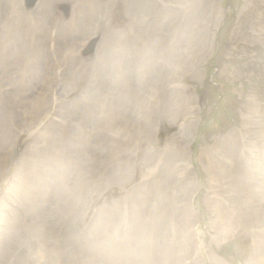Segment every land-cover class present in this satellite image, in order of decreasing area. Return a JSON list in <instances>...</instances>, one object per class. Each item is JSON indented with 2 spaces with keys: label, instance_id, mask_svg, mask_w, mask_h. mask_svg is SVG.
<instances>
[{
  "label": "rangeland",
  "instance_id": "374dc122",
  "mask_svg": "<svg viewBox=\"0 0 264 264\" xmlns=\"http://www.w3.org/2000/svg\"><path fill=\"white\" fill-rule=\"evenodd\" d=\"M203 1L3 5L2 264H264V0Z\"/></svg>",
  "mask_w": 264,
  "mask_h": 264
},
{
  "label": "bare ground",
  "instance_id": "6f19581e",
  "mask_svg": "<svg viewBox=\"0 0 264 264\" xmlns=\"http://www.w3.org/2000/svg\"><path fill=\"white\" fill-rule=\"evenodd\" d=\"M45 1H47V0H38L37 2V4H35V7L33 8L34 10H33V12L34 13H36V11L38 10V9H40V8H42V7H44L45 6ZM205 2H207V3H211V4H214V3H216V8H217V10H218V12H219V17L216 19V23H215V26H214V28H216L217 27V25H218V21L221 19V17H222V15H223V10L219 7V5H218V2H219V0H205ZM120 3V2H119ZM184 3V2H183ZM12 5V6H15V7H17V8H19L20 10H22V11H25V8H24V4H23V2H22V0H0V17L3 15V13H4V11H3V5H4V8H5V5ZM123 4H125V3H123ZM204 4V1L203 0H194V11L196 10V8H197V14H195L197 17H198V15L200 14V12H202V8H203V5ZM116 5V4H115ZM118 5V4H117ZM208 5V4H207ZM55 6V5H54ZM46 7V6H45ZM189 7V6H188ZM115 8V7H114ZM124 9H126L125 7H124ZM206 9V8H205ZM32 10V9H31ZM14 11V10H13ZM193 11V10H192ZM206 12V11H205ZM21 13V12H20ZM27 13V12H26ZM53 13V12H52ZM213 13V12H212ZM54 14V13H53ZM176 14L177 13H173V15L172 16H169L167 19H171V20H174V19H177V16H176ZM205 14V13H204ZM216 14V13H215ZM17 15V14H16ZM56 15V14H55ZM4 16H5V14H4ZM35 16V15H34ZM48 16V15H47ZM206 16V15H205ZM213 16H215V15H213ZM19 17V16H18ZM57 17V16H56ZM3 18V17H2ZM21 18V17H20ZM24 18V17H23ZM182 18L184 19V20H189L190 19V17H189V15L186 17V16H184V15H182ZM213 18V17H212ZM58 19V18H57ZM215 19V18H214ZM20 21H21V19H19ZM44 20H45V18H44ZM48 21V20H47ZM35 22V21H34ZM207 22V21H206ZM7 23V22H6ZM8 24V23H7ZM23 24V23H22ZM25 24H26V22H25ZM212 24V23H211ZM213 24H214V22H213ZM4 25V24H3ZM10 25V24H9ZM20 25H21V23H20ZM17 26V25H16ZM22 26V25H21ZM9 27V26H8ZM26 27V26H25ZM208 27V26H207ZM206 27V28H207ZM6 28H7V26H6ZM122 28V27H121ZM1 29V28H0ZM11 29V28H10ZM179 29V28H178ZM6 30V29H5ZM180 30H181V28L179 29V32H180ZM27 31V30H26ZM114 31V30H113ZM2 32V31H1ZM204 33V32H203ZM208 33V32H207ZM4 34V33H3ZM22 35V34H21ZM211 35H214V29L212 30V32H211ZM1 36H2V34H1ZM3 37V36H2ZM8 37V36H7ZM197 37V36H196ZM257 38V37H256ZM255 38V36H252V35H249V37H248V41L250 42V43H256L257 44V42H258V39H256ZM9 39H10V37H9ZM1 40V39H0ZM25 40V39H24ZM3 41V40H2ZM7 43V42H6ZM28 45V44H27ZM198 45V44H197ZM21 46V45H20ZM27 47V46H26ZM209 47V46H208ZM187 49V48H186ZM209 49V48H208ZM189 50V49H188ZM210 50V49H209ZM24 51V50H23ZM130 51V50H129ZM128 51V52H129ZM198 51V50H197ZM132 52V51H131ZM134 52V51H133ZM186 54V53H185ZM187 55V54H186ZM196 60V59H195ZM8 61V60H7ZM23 61V60H22ZM5 62H6V60H5ZM9 62V61H8ZM27 62V61H26ZM7 63V62H6ZM192 63V62H191ZM201 63V62H200ZM9 64V63H8ZM1 66V65H0ZM3 66V65H2ZM194 69V68H193ZM6 71V70H5ZM137 72V71H136ZM193 72V71H192ZM230 74V73H229ZM5 76V75H4ZM253 76V75H252ZM251 78V77H250ZM24 80V79H23ZM173 80V79H172ZM17 81L18 80H15L14 82H13V84L10 86V88L12 89H14L15 88V86H16V83H17ZM25 81V80H24ZM46 81V80H45ZM179 85V84H178ZM177 87V86H176ZM175 87V88H176ZM182 87V86H181ZM184 87V86H183ZM180 89V88H179ZM24 90V89H23ZM14 91H18V90H14ZM171 92V91H170ZM173 92H175V91H172V93ZM30 93V92H29ZM26 95V94H25ZM252 97H255L256 98V96H254V95H251ZM5 99H7L8 100V102L5 100ZM16 98L14 97V98H12L10 95L8 96H4V97H2V101H3V103L5 104V106L6 105H8V104H10L11 103V101L12 100H15ZM250 101V100H249ZM248 104V103H247ZM254 104V103H253ZM251 105V104H250ZM254 106V105H253ZM7 107V106H6ZM247 108H248V106H247ZM12 112H14V110L13 109H11V108H9ZM259 110V109H258ZM191 114V113H190ZM185 117V116H184ZM15 120V119H14ZM49 120V119H48ZM24 121H26V120H24ZM47 123V122H46ZM14 127V126H13ZM51 127H52V125H51ZM8 129H9V127H7V128H5V133L3 132L2 134L0 133V179L2 178V177H4V174H5V169L6 168H8V167H6V156L8 155V154H10L11 152H13V150H14V148L16 147H14V144H15V142L17 141V139L19 138L18 136H17V138H7V137H5L4 135H6V131L8 132ZM57 130V129H56ZM10 131V130H9ZM187 131H181L180 130V133H178V135L180 136V134L182 135V133L184 134V133H186ZM10 135H11V133H10ZM178 136V137H179ZM175 137V136H174ZM180 138H181V136H180ZM179 138V139H180ZM184 138V137H183ZM179 141V140H178ZM175 142V141H174ZM182 144V143H181ZM75 152H74V154L75 153H78L79 154V159H80V165H79V167H81V166H83L84 164H85V161H84V159L85 158H83L82 156H84V153H85V151L84 150H79V151H77L76 152V150H74ZM70 152H71V148H70ZM180 152V151H179ZM14 153V152H13ZM67 153V152H66ZM172 153V152H171ZM29 154V153H28ZM27 154V155H28ZM24 155H25V151H24V153H23V155H22V158L20 159V162H19V166L20 165H23L24 164ZM76 155V154H75ZM173 155V154H172ZM185 157V156H184ZM187 157V156H186ZM18 160V159H17ZM56 161V160H55ZM180 161H181V157H180ZM10 164V163H9ZM76 164V163H75ZM78 164V163H77ZM184 167V166H183ZM30 168V167H29ZM185 169V168H184ZM191 167L189 166L188 168H187V171L188 170H190L191 171ZM185 172V171H184ZM192 176H193V174H191ZM17 176V175H16ZM30 176V175H29ZM84 176V175H83ZM20 178V177H19ZM59 178V177H58ZM196 178V177H195ZM16 180V179H15ZM177 180V179H176ZM193 181L195 182V180H194V176H193ZM21 183V182H20ZM29 183V182H28ZM193 183V182H192ZM2 184V183H1ZM26 184V183H25ZM24 184V185H25ZM45 184V183H44ZM64 184H67V185H69V186H74V183H71L70 181H68L67 180V182H65ZM63 184V185H64ZM10 185V184H9ZM30 185V184H29ZM53 185H54V181H53ZM55 185H56V183H55ZM8 186V185H7ZM11 186V185H10ZM12 186H13V184H12ZM19 186V185H18ZM26 186V185H25ZM189 186V185H188ZM187 186V183H186V186H185V189H184V197L183 198H185V196H186V193H187V203L189 204V206L190 207H194L193 206V197H194V193H191V192H193L194 190H193V188L194 187H192V184H191V186L190 187H188ZM194 186H196V184H194ZM63 189V188H62ZM65 189L67 190L68 189V187L66 186L65 187ZM72 189H73V187H72ZM30 190V189H29ZM53 190H55V189H53ZM193 190V191H192ZM196 190V189H195ZM9 191H10V189H9ZM30 192V191H29ZM53 192V194H50V196H49V193L47 192L46 194L48 195V197L49 198H42L41 200L39 199L36 203H34L32 206H34L35 207V209H36V211H39V210H45V211H47L48 209H49V206H50V202L52 203V206H53V204L55 203V200H53V199H55V197H56V194L58 193V191H52ZM10 193V192H9ZM13 198V197H12ZM70 198H73L71 195H70ZM14 199V198H13ZM19 200V199H18ZM73 201V200H72ZM5 203V202H4ZM4 206V205H3ZM1 207V206H0ZM6 207V206H5ZM7 208V207H6ZM6 210V209H5ZM3 213L6 215V216H4V222L6 221V219H7V217H9L10 216V211H8V213H6V212H4L3 211ZM169 217V216H168ZM17 229H22L21 228V226L18 228V226H15L14 228H13V232L9 235V234H7L3 239H1L0 238V264H2V262H3V258H4V249H5V247H3V245L5 246L6 244H7V241H5L4 239L5 238H12L14 235H15V233H16V230ZM196 231H198V229L196 230ZM196 231H194L193 230V233H195ZM163 237H164V232H163ZM36 237H34V238H29V236L27 237V236H25V234H24V241H22V242H24V243H27V244H29V245H31L32 247H33V242L34 241H36ZM165 239V238H164ZM23 243V244H24ZM181 246V249H180V252H181V250L182 249H184V247L185 246H182V245H180ZM191 246V245H190ZM170 247V246H169ZM9 249H11L14 253H16V254H19V253H21V252H18V246H17V244H13V243H10L9 244ZM169 249V248H168ZM172 250V249H171ZM208 250L209 251H211L210 250V248L208 247ZM193 251V250H192ZM198 252V251H197ZM197 252H196V255H197ZM211 252H213V251H211ZM215 252V251H214ZM199 253V252H198ZM193 255V253H191L190 254V257L188 258V261H191V262H193V263H195V262H197L196 260H194L193 259V261H192V256ZM200 255V254H199ZM192 256V257H191ZM218 257V256H217ZM194 258V257H193ZM222 258V257H221ZM214 259H216V263H217V261H219L220 259L219 258H214ZM197 260L200 262V260L197 258ZM202 260V259H201ZM8 264H22V261H21V258L18 256V255H16L15 256V259L13 260V261H11V262H9ZM218 264V263H217Z\"/></svg>",
  "mask_w": 264,
  "mask_h": 264
},
{
  "label": "water",
  "instance_id": "95a60500",
  "mask_svg": "<svg viewBox=\"0 0 264 264\" xmlns=\"http://www.w3.org/2000/svg\"><path fill=\"white\" fill-rule=\"evenodd\" d=\"M35 0H28L29 3H33ZM93 48V45H91ZM86 54V53H85Z\"/></svg>",
  "mask_w": 264,
  "mask_h": 264
}]
</instances>
